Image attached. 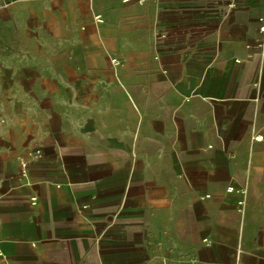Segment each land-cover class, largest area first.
<instances>
[{
	"label": "crops",
	"instance_id": "crops-1",
	"mask_svg": "<svg viewBox=\"0 0 264 264\" xmlns=\"http://www.w3.org/2000/svg\"><path fill=\"white\" fill-rule=\"evenodd\" d=\"M261 17L264 0H0L6 264H264Z\"/></svg>",
	"mask_w": 264,
	"mask_h": 264
},
{
	"label": "built area",
	"instance_id": "built-area-1",
	"mask_svg": "<svg viewBox=\"0 0 264 264\" xmlns=\"http://www.w3.org/2000/svg\"><path fill=\"white\" fill-rule=\"evenodd\" d=\"M123 2H128V1H130V0H122ZM94 19H95V21H96V23H100L101 22V18H100V16H95L94 17ZM258 22L259 23H261V27H260V30H261V32H263L264 33V17H261V18H259L258 19ZM261 46H264V43H262L261 44ZM226 192H228V193H236V194H238L239 196H241V197H243L244 195H245V191L242 189V188H235V187H227L226 188ZM239 206L240 205H242V202L241 201H239L238 203H237ZM2 249H0V259L2 260V264H6V260H5V257H4V255H3V253H2V251H1Z\"/></svg>",
	"mask_w": 264,
	"mask_h": 264
}]
</instances>
